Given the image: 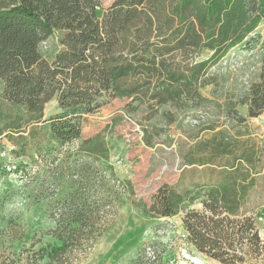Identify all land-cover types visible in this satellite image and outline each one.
<instances>
[{
    "label": "trees",
    "instance_id": "obj_1",
    "mask_svg": "<svg viewBox=\"0 0 264 264\" xmlns=\"http://www.w3.org/2000/svg\"><path fill=\"white\" fill-rule=\"evenodd\" d=\"M100 5V0H0V136L19 146L17 155L30 142L42 155L79 140L75 152L83 158L72 166L70 191L48 212L52 226L42 232L36 256L13 250L15 258L8 264H72L73 254L92 245L100 232V207L128 189L109 162L107 134L81 137L85 117L109 100L128 99L127 107L197 106L206 101L199 90L210 83L207 73L213 65L235 47H258V79L237 103L247 107L248 118L264 112V36L257 31L264 25V0H114L105 10ZM51 37L60 47L46 58L40 46ZM203 51L208 56L197 59ZM53 98L58 112L44 118L45 104ZM228 117L236 123L246 120L232 108ZM230 139L226 130H218L210 140L212 157L190 158L185 164L215 165L214 157L233 154L239 141ZM252 161L246 149L231 166L221 165L226 168L223 178L204 192L205 212L191 209L183 220L196 248L221 262L230 261L226 257L238 232L254 257L264 251L250 217L230 218L255 178L229 171ZM6 172L0 161V176ZM200 195L199 190L179 191L165 184L149 205H135L146 216L169 218ZM144 254L145 244L138 263Z\"/></svg>",
    "mask_w": 264,
    "mask_h": 264
},
{
    "label": "rangeland",
    "instance_id": "obj_2",
    "mask_svg": "<svg viewBox=\"0 0 264 264\" xmlns=\"http://www.w3.org/2000/svg\"><path fill=\"white\" fill-rule=\"evenodd\" d=\"M113 1L100 0L101 9ZM257 31L264 36V25ZM59 47L56 38L51 37L41 44L40 50L49 58ZM207 56L208 52L203 51L197 59ZM177 57L182 59L180 52ZM259 69V48L245 50L238 46L208 70L210 83L199 90L206 101L197 106L151 107L135 103L127 107L128 99L114 98L85 117L81 137L107 134L114 175L129 186L121 192L123 197H114L100 207V232L92 245L73 254L72 264H264V251L254 257L246 240L240 239V232L234 235L233 248L226 257L230 261L221 262L196 248L183 227L189 210L205 212L204 192L214 180L223 178L226 168L220 166H231L234 156L248 149L253 157L251 164L229 172L241 178L248 172L254 176L255 184L240 201L238 213L230 218L250 217L264 242V112L248 118L247 107L237 103L251 83L257 81ZM229 108L246 120L236 123L229 119ZM56 112L53 98L45 104L44 118ZM218 130H226L230 141H239L232 147L233 154L214 157L215 165L185 164L190 158L212 157L210 140ZM146 139L152 144L147 145ZM78 143L75 140L38 155L34 142H30L25 153L17 155L19 146L7 136H0V161L7 168L5 175L0 176V259L6 264L15 258L11 255L13 250L19 253L25 249L24 254L36 256L42 232L52 226L48 212L60 206L62 194L70 191L72 166L83 159L75 152ZM165 184L179 191L199 190L200 198L169 218L144 215L135 204L149 205L157 189ZM144 244L145 254L138 263L137 253ZM249 257L252 259L247 261Z\"/></svg>",
    "mask_w": 264,
    "mask_h": 264
},
{
    "label": "built area",
    "instance_id": "obj_3",
    "mask_svg": "<svg viewBox=\"0 0 264 264\" xmlns=\"http://www.w3.org/2000/svg\"><path fill=\"white\" fill-rule=\"evenodd\" d=\"M12 149H13V147H12ZM258 219H259V220H261V218H260V217H259Z\"/></svg>",
    "mask_w": 264,
    "mask_h": 264
}]
</instances>
